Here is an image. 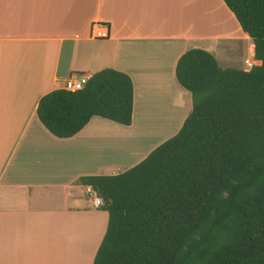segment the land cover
I'll list each match as a JSON object with an SVG mask.
<instances>
[{
    "label": "crops",
    "instance_id": "crops-1",
    "mask_svg": "<svg viewBox=\"0 0 264 264\" xmlns=\"http://www.w3.org/2000/svg\"><path fill=\"white\" fill-rule=\"evenodd\" d=\"M94 24L108 38H91ZM192 49L222 68L254 64L222 0H0V264H93L108 214L78 180L127 171L180 131L192 99L175 69ZM104 69L131 78L132 124L94 117L72 138L50 134L39 99ZM147 139L152 147L127 163Z\"/></svg>",
    "mask_w": 264,
    "mask_h": 264
},
{
    "label": "trees",
    "instance_id": "trees-1",
    "mask_svg": "<svg viewBox=\"0 0 264 264\" xmlns=\"http://www.w3.org/2000/svg\"><path fill=\"white\" fill-rule=\"evenodd\" d=\"M254 45L249 71L222 68L192 49L175 77L192 110L180 131L144 160L114 176L78 183L108 214L93 264H264V0H222ZM131 78L113 69L80 91L41 97L36 114L58 139L92 118L129 127Z\"/></svg>",
    "mask_w": 264,
    "mask_h": 264
},
{
    "label": "built area",
    "instance_id": "built-area-1",
    "mask_svg": "<svg viewBox=\"0 0 264 264\" xmlns=\"http://www.w3.org/2000/svg\"><path fill=\"white\" fill-rule=\"evenodd\" d=\"M108 30L109 27L107 25L100 26L98 24H94L91 29L90 37L98 40L106 39L108 38ZM252 66V63L247 64L248 69H251ZM89 79L90 76L86 74H72L64 83V90L69 92L80 91L84 88ZM86 193L94 208L98 209L102 206V200L95 191L91 188H86Z\"/></svg>",
    "mask_w": 264,
    "mask_h": 264
},
{
    "label": "rangeland",
    "instance_id": "rangeland-1",
    "mask_svg": "<svg viewBox=\"0 0 264 264\" xmlns=\"http://www.w3.org/2000/svg\"><path fill=\"white\" fill-rule=\"evenodd\" d=\"M152 142H154V140H152V139H147L146 141L145 140H142L141 144H139V147L133 151V156L131 158H128L127 159L128 160L127 163L134 162L136 159H138L139 156H141L142 154H144L150 148ZM121 164L125 165L124 163H121ZM124 170H125L124 168L119 167L118 171H116V172H118V173L119 172L120 173L122 172L123 173V172H125Z\"/></svg>",
    "mask_w": 264,
    "mask_h": 264
}]
</instances>
